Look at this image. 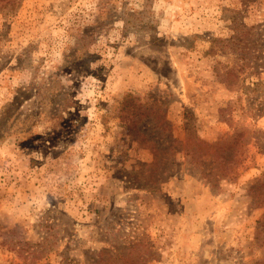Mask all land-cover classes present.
Returning a JSON list of instances; mask_svg holds the SVG:
<instances>
[{
  "label": "rangeland",
  "instance_id": "374dc122",
  "mask_svg": "<svg viewBox=\"0 0 264 264\" xmlns=\"http://www.w3.org/2000/svg\"><path fill=\"white\" fill-rule=\"evenodd\" d=\"M7 2L0 264H264V0Z\"/></svg>",
  "mask_w": 264,
  "mask_h": 264
},
{
  "label": "trees",
  "instance_id": "16d2710c",
  "mask_svg": "<svg viewBox=\"0 0 264 264\" xmlns=\"http://www.w3.org/2000/svg\"><path fill=\"white\" fill-rule=\"evenodd\" d=\"M6 3L7 0H0V3ZM6 4L4 7H6ZM123 112V123L127 128L134 127L140 117L137 118L138 114L145 112L147 104L141 101V97L134 93H127L123 96L120 104ZM125 116V117H124Z\"/></svg>",
  "mask_w": 264,
  "mask_h": 264
}]
</instances>
